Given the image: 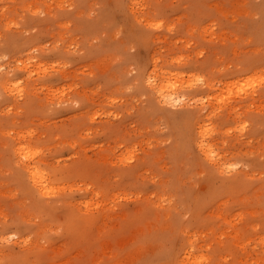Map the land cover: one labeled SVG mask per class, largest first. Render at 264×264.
I'll list each match as a JSON object with an SVG mask.
<instances>
[{"label": "rangeland", "instance_id": "1", "mask_svg": "<svg viewBox=\"0 0 264 264\" xmlns=\"http://www.w3.org/2000/svg\"><path fill=\"white\" fill-rule=\"evenodd\" d=\"M0 264H264V0H0Z\"/></svg>", "mask_w": 264, "mask_h": 264}, {"label": "bare ground", "instance_id": "2", "mask_svg": "<svg viewBox=\"0 0 264 264\" xmlns=\"http://www.w3.org/2000/svg\"><path fill=\"white\" fill-rule=\"evenodd\" d=\"M170 93V92H169ZM160 94H161V92H160ZM163 94V95H162ZM161 95V98L163 97V98H165V96L164 95H167L168 93L166 92V94H164V92L162 93ZM171 94V93H170ZM173 94V93H172ZM175 94V93H174ZM178 94H176L175 95V98H176V96H177ZM169 96H167V99H169V102H170V100L171 101H176V100H178L177 98H176V100H172L173 98H168ZM173 97V96H172ZM181 98V97H180ZM166 98L164 99V100H167ZM182 99H183V97H182ZM182 99H180V100H182ZM179 101V100H178ZM183 101V100H182ZM165 102V101H164ZM173 103V102H172ZM171 103V104H172ZM184 103V102H183ZM174 104V103H173ZM175 104H177V103H175ZM202 140V139H201ZM201 142V141H200ZM202 145H203V143H202ZM204 146H205V144H204ZM203 147V146H202ZM206 148H208V147H206ZM20 151L22 152H20V154H23L24 156H25V154H26V152H25V148H20ZM208 151V150H207ZM32 155V154H31ZM35 155V153L33 154V156ZM27 157H28V155H27ZM27 169H28V172H29V174H30V176H31V178H32V180H33V182H34V184L36 185V186H38L39 187V189L41 188V191H43L44 190V184H43V180H42V177H41V175H40V171H39V169H38V167L36 166V165H28L27 166ZM44 186V187H43Z\"/></svg>", "mask_w": 264, "mask_h": 264}, {"label": "snow or ice", "instance_id": "3", "mask_svg": "<svg viewBox=\"0 0 264 264\" xmlns=\"http://www.w3.org/2000/svg\"><path fill=\"white\" fill-rule=\"evenodd\" d=\"M152 27L159 28V27H161V24H154V25H152ZM149 83H151V81H149Z\"/></svg>", "mask_w": 264, "mask_h": 264}]
</instances>
